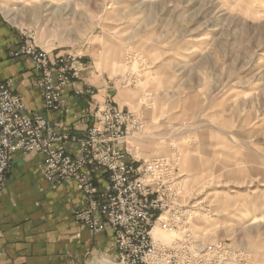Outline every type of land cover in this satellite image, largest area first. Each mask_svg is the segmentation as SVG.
Instances as JSON below:
<instances>
[{
    "label": "rangeland",
    "instance_id": "374dc122",
    "mask_svg": "<svg viewBox=\"0 0 264 264\" xmlns=\"http://www.w3.org/2000/svg\"><path fill=\"white\" fill-rule=\"evenodd\" d=\"M0 9L47 51L83 55L112 106L142 116L128 141L135 159L179 155L191 228L225 244L221 264H264V0H0Z\"/></svg>",
    "mask_w": 264,
    "mask_h": 264
},
{
    "label": "built area",
    "instance_id": "2783aa9c",
    "mask_svg": "<svg viewBox=\"0 0 264 264\" xmlns=\"http://www.w3.org/2000/svg\"><path fill=\"white\" fill-rule=\"evenodd\" d=\"M20 37L11 57L31 62L44 108L58 109L62 90L79 81L87 68L83 55L47 51L31 29H21ZM75 93L92 95L94 88ZM93 116L79 153L71 155L54 146L60 138L43 113H26L11 80L0 81V191L15 151L42 153L40 171L47 181L75 180L84 193L86 206L74 208L76 222L94 233L106 228L114 232L116 264H221L229 253L225 244L205 243L191 228L197 212L183 196L179 155L135 159L127 150L128 141L142 131V116L109 101L97 105ZM94 166L107 172L103 189L94 184L90 170ZM155 228L172 234L171 239H159Z\"/></svg>",
    "mask_w": 264,
    "mask_h": 264
},
{
    "label": "crops",
    "instance_id": "0c3cea01",
    "mask_svg": "<svg viewBox=\"0 0 264 264\" xmlns=\"http://www.w3.org/2000/svg\"><path fill=\"white\" fill-rule=\"evenodd\" d=\"M20 30L0 9V81L11 80L26 113H43L60 138L55 147L77 155L97 105L119 103L110 99L105 80L94 79L93 72L86 71L87 60L82 58L87 65L82 78L62 90L58 109L46 110L31 62L10 55L21 42ZM87 86L94 88V94L75 93ZM44 159V154L37 152L15 151L12 155L0 191V264H116L114 232L106 228L94 233L76 222L75 205L86 206L80 185L75 180L47 181L40 171ZM90 170L94 184L103 189L106 170L100 166Z\"/></svg>",
    "mask_w": 264,
    "mask_h": 264
},
{
    "label": "bare ground",
    "instance_id": "6f19581e",
    "mask_svg": "<svg viewBox=\"0 0 264 264\" xmlns=\"http://www.w3.org/2000/svg\"><path fill=\"white\" fill-rule=\"evenodd\" d=\"M154 235H156L159 239H162V240H169L172 237V234H170L168 232H163L159 228L154 229Z\"/></svg>",
    "mask_w": 264,
    "mask_h": 264
}]
</instances>
